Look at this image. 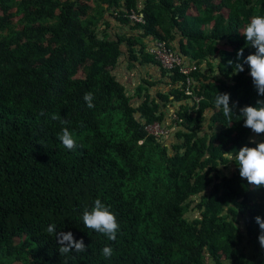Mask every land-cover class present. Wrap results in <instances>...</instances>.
Masks as SVG:
<instances>
[{
    "label": "trees",
    "instance_id": "1",
    "mask_svg": "<svg viewBox=\"0 0 264 264\" xmlns=\"http://www.w3.org/2000/svg\"><path fill=\"white\" fill-rule=\"evenodd\" d=\"M254 15L264 0H0V264H264L254 219L264 189L223 155L264 135L214 107L217 93L239 102L237 116L264 100L243 64L256 52L241 34ZM151 40L196 67L191 94ZM122 60L129 71L157 66L160 79L143 78L132 95ZM53 114L69 121L75 151L58 140ZM155 122L178 127L174 142L147 133ZM96 199L116 216V241L83 226ZM49 224L87 251L60 255Z\"/></svg>",
    "mask_w": 264,
    "mask_h": 264
},
{
    "label": "clouds",
    "instance_id": "2",
    "mask_svg": "<svg viewBox=\"0 0 264 264\" xmlns=\"http://www.w3.org/2000/svg\"><path fill=\"white\" fill-rule=\"evenodd\" d=\"M251 47L256 49L255 54H250L243 60L250 69L252 83L259 96L264 97V15H254L250 22L246 24L241 33ZM243 56V49L237 53L238 59ZM216 59V58H215ZM220 63L219 59H216ZM243 64H236L233 74L244 71ZM94 95L92 92L85 93L83 99L89 109L95 107ZM229 93H217L214 100V107L222 110L223 116L231 124L233 117L243 120V126L250 129L257 136L264 135V100H257V106H245L239 108V115L235 114L239 102H231ZM44 115L43 111L40 113ZM53 120H59L62 125L61 133L58 134V140L69 151H75L77 148V139L69 130L67 125L69 121L62 119L60 116L53 114ZM255 143V147H242L238 152H225L224 158L229 162H235L239 169V176L246 180L249 185L257 189H264V141ZM223 167V166H222ZM255 223L259 225L260 234L258 241L261 248H264V217L256 216ZM83 226L106 236L110 241L117 240V234L120 231V225L115 214L100 199L94 201V206L89 210L85 209L82 216ZM55 224H49L46 231L49 235H54L59 245V254L68 255L73 250L76 253H84L87 247L83 239L75 240L73 234L69 231L57 232ZM114 250L110 246L102 249V256L105 259H111Z\"/></svg>",
    "mask_w": 264,
    "mask_h": 264
},
{
    "label": "built area",
    "instance_id": "3",
    "mask_svg": "<svg viewBox=\"0 0 264 264\" xmlns=\"http://www.w3.org/2000/svg\"><path fill=\"white\" fill-rule=\"evenodd\" d=\"M129 18L136 23L145 22L144 19L135 12H132L129 15ZM151 52L165 70L173 71L179 69L180 73L186 76V94H191V74L193 71H195L196 67L194 65L184 66L180 55L171 48L167 47L164 42L157 41L154 47L151 49ZM194 100L196 104H199L201 98L195 97ZM145 130L149 135H153L155 137H167L170 132V129H166L157 122L146 125Z\"/></svg>",
    "mask_w": 264,
    "mask_h": 264
},
{
    "label": "crops",
    "instance_id": "4",
    "mask_svg": "<svg viewBox=\"0 0 264 264\" xmlns=\"http://www.w3.org/2000/svg\"><path fill=\"white\" fill-rule=\"evenodd\" d=\"M121 34L123 33L122 31H119ZM148 49H152L154 47V43L153 41H149L148 44ZM203 71H207L208 70V67L207 65H204L202 67ZM156 71L151 68V66H144V67H140L138 68L137 70H133V71H129L127 68H126V64L124 62V60H122L121 62V65L119 67V70L117 71V74H118V77L119 79L127 85V88H129V90L132 93V95L135 94L134 90L136 89V87L138 86V84L142 81V79H150L152 81H158L160 79V73H159V69L157 68L156 66ZM126 70V72H125ZM207 73V72H206ZM139 97L137 96L136 99H135V103L138 104V100ZM207 124H209V118L212 116V112L211 111H207ZM175 117V116H174ZM174 117L171 118V121L172 119L174 120ZM174 124V123H173ZM208 126V125H207ZM178 127L174 124V126L171 127L170 129V137H168L167 139V142L168 144L174 142V138H175V132L177 131ZM253 139L256 140L257 139V136L256 135H253ZM264 251V248L262 249Z\"/></svg>",
    "mask_w": 264,
    "mask_h": 264
},
{
    "label": "rangeland",
    "instance_id": "5",
    "mask_svg": "<svg viewBox=\"0 0 264 264\" xmlns=\"http://www.w3.org/2000/svg\"><path fill=\"white\" fill-rule=\"evenodd\" d=\"M194 207H195V204H193V208ZM192 212H194V211H192ZM190 215L195 217V215H199V213H198V211H195V213H191Z\"/></svg>",
    "mask_w": 264,
    "mask_h": 264
}]
</instances>
